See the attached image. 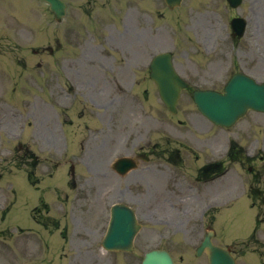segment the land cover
Masks as SVG:
<instances>
[{
    "label": "rangeland",
    "instance_id": "374dc122",
    "mask_svg": "<svg viewBox=\"0 0 264 264\" xmlns=\"http://www.w3.org/2000/svg\"><path fill=\"white\" fill-rule=\"evenodd\" d=\"M7 1L17 7H25L28 2L33 0H3ZM208 2V5L204 4V2ZM248 0L245 2V6L239 10V12L247 13ZM184 11L178 12L175 11H165V15L162 17H158V14L163 10V4L161 0H157V10H156V42L153 49H151L150 53L161 50H173L176 53V62L182 67V69H188L191 65L201 67L202 63H207L208 60L216 59V62L220 59H226L230 55L228 52H220V54L214 56H209L207 58H203L198 53L201 52V44H204L207 48L214 44L215 37L219 34L220 30L218 29L219 24L214 22V28L211 29L207 27L209 22L212 19V16L222 15L225 16V12L223 11V7L221 4H216L209 0H203L202 5H193L191 0H186L184 5ZM260 13L259 17H254L251 15V12L248 10V15H251L255 21L261 22L264 21L262 15H264V1L260 7L255 9ZM132 18V21H131ZM136 19L135 16V8L129 6L124 15H123V24L126 26L127 24L133 23ZM162 19V20H161ZM131 21V22H130ZM124 26H122V29ZM127 28V27H126ZM145 31L148 33V23L145 25ZM132 31V29H131ZM130 37V33L125 32V35L119 36L117 39H114L112 43V53L108 56L107 65L110 66L111 70H107V74L104 75L105 78L101 77L100 83L97 85L95 96L97 97L96 105L91 104V110L88 114L87 126L84 129V132L81 136L83 138V142H87L88 139L91 138L92 132L95 129H114V137L116 138L121 130L126 129V134L124 138L129 139L130 143L132 142L133 135H138V133H142L145 127H149L151 124V119L149 116V105H152L154 100V94L150 91V98L145 97L144 93L149 89L148 81L145 79H141V84L139 86V93L137 99L135 100L133 97V92L130 91V87L128 86L134 79H139L141 75L138 73V69L134 70V67L131 64L141 55L138 54H128L126 51H123L124 48L120 44L118 40L121 38ZM203 49V48H202ZM117 53L115 54V52ZM186 54L187 58L184 59L183 55ZM214 56V57H213ZM198 58V59H197ZM246 62L245 57L242 59V64ZM202 68V67H201ZM118 79L119 81H123L122 85L125 88H128V92L124 90V94L120 93L119 90L114 85V81ZM99 90V92H98ZM98 101V102H97ZM150 102H152L150 104ZM121 104L122 110L118 112V106ZM184 118V116H183ZM18 119L21 120L22 117L18 116ZM109 123V124H108ZM42 124L41 121L35 120V131L39 132V127ZM108 124V125H107ZM131 129V127H135ZM179 128L178 126H176ZM131 130H130V129ZM190 128V127H186ZM185 128V129H186ZM6 130L16 131L18 130L15 120H10V126L5 128ZM33 128L29 129V133ZM184 130V129H183ZM191 129H186L183 132L190 133ZM6 131L2 130V137H5ZM106 141L107 146H114L113 135L109 133L107 136L101 135L99 132H94L93 137L87 142V145L83 146V148L79 149L77 152V156L74 158V162L79 166L77 169H82L83 173L87 170L83 167L81 162L89 161L88 156L98 159L100 153V143L102 141ZM64 145L67 144L66 137L63 138ZM122 148V147H121ZM133 151L132 147H124L118 151H114V153L124 154ZM190 154L187 153V157ZM111 154H105L104 162L107 163ZM97 170V173L100 175V169ZM95 169V168H94ZM68 171V165L66 168V172ZM176 169L172 174V180L176 179L175 176ZM131 175H134L132 173ZM65 176V173L61 170L56 180H60ZM135 176V175H134ZM98 179V178H96ZM112 181H114V185H109L106 193V197L100 199V193H97V198H93V203L85 210L84 217L87 218L89 214L86 212L90 210H100L99 215L95 217L92 221L91 218L89 220V225H91L92 232L89 241L92 246H96L99 241L100 236L104 232L105 225L108 218V210L112 203L118 200H125L131 202L133 206L137 207V210H140V214L149 212L154 208V205H146V200L151 201L152 198L146 193L143 194L144 188L140 189V192L133 188V185L130 187L133 189L134 193L137 194L139 200L137 198L129 196L127 193H121L123 189L118 190V180L120 179L116 174L113 176ZM117 179V180H116ZM84 181L83 179H81ZM78 178V184L81 182ZM97 185L100 187V183L96 180ZM19 185L22 184V179L18 180ZM83 185V184H82ZM124 183L119 184L120 187H124ZM87 186V185H85ZM68 193L70 194L69 199H71L68 204L71 206L72 202L76 204L77 200L84 196V192L86 189H76V192L70 187L68 188ZM84 201H82L83 204ZM141 205H140V204ZM146 205V206H144ZM69 209V208H68ZM61 210V209H60ZM62 210H65L64 208ZM19 209L14 210V216L17 213H20ZM193 217H191V221ZM198 221L190 222V219L185 216L183 211H174L172 212V221L170 225L165 226L160 224L158 227H154L150 223L145 224V229L139 234L136 241V248L132 255H125V264H138V258H142L144 252L151 248H154L155 245L167 247L176 258L177 264H186L187 260L194 258V250L196 248L195 244L202 236L201 229L196 225ZM87 224V225H88ZM188 224V225H187ZM254 221L250 210H242L239 211L234 220H227L225 227H222L219 224V228L222 232V236L225 239L231 240L236 235L238 237H243L251 231L253 227ZM167 235L170 238L169 243L162 242L160 244V235ZM151 242L153 243L152 245ZM149 244V245H148ZM242 246L236 247V249L241 248ZM242 249V248H241ZM85 259V257H84ZM200 264H205L207 262L206 256L201 257ZM240 260H245V257L240 256ZM194 264V263H187ZM195 264H198L197 262Z\"/></svg>",
    "mask_w": 264,
    "mask_h": 264
},
{
    "label": "water",
    "instance_id": "95a60500",
    "mask_svg": "<svg viewBox=\"0 0 264 264\" xmlns=\"http://www.w3.org/2000/svg\"><path fill=\"white\" fill-rule=\"evenodd\" d=\"M168 4L170 6H174L176 4H178L181 0H167ZM155 68V69H154ZM153 69L155 70L156 73V78L160 81L162 80V78H170V77H174V74L171 72L172 71V67H171V63H170V58L169 55H159L157 56L154 61H153ZM176 81H178V78H176ZM161 83V82H160ZM162 91L165 93V95L167 96V98L172 101L173 99H176L178 96V91H179V84L178 85H174V86H166L165 84L162 85ZM162 92V93H163ZM204 96H199V94H197L196 98L198 103L200 104V107L205 109V107L203 106V98ZM207 98V97H204ZM203 98V99H204ZM173 103V102H172ZM226 104H228L231 107V115L230 116H226V115H222L220 114V120L221 122H225L228 123L230 122L232 119H234L235 117L238 116L239 112H241L243 106L246 108V106L251 105V106H256L257 103H255V100L251 99L248 102H238L237 104H235L231 97L226 96V102H224ZM260 105L264 106V101L263 103H261ZM118 207H123L120 205H115L113 207V215L116 217V215H119L120 213H117L115 210ZM129 210V209H128ZM127 222L123 225V234L120 235L119 238H114V243L112 245H110V247L112 246V248H126L129 249L131 248L132 245V239L133 236L129 238L130 235V230L129 227L126 225ZM115 237V236H114ZM116 237H117V233H116ZM116 240V242H115ZM113 241V240H112ZM212 254H211V260H212V264H215L217 262V260L220 258L222 262H226L227 264H234L233 260L228 259L229 257L227 256V254L225 252L222 251H218V249H212ZM166 259L168 264H173V261L171 260V258L169 257L168 254L166 253H160L159 251H152V253H148L146 255L145 258V262L147 261V264H162L163 260Z\"/></svg>",
    "mask_w": 264,
    "mask_h": 264
},
{
    "label": "flooded vegetation",
    "instance_id": "af4514ba",
    "mask_svg": "<svg viewBox=\"0 0 264 264\" xmlns=\"http://www.w3.org/2000/svg\"><path fill=\"white\" fill-rule=\"evenodd\" d=\"M236 130H232L230 136V153H229V161L230 166L234 170V173H238L240 178L241 171L246 168L250 174V179L244 181L247 189L249 191V195L252 198V206L257 210H264V188H263V180L262 175L264 173V165H263V157H257L256 154H253L250 157L244 156V152L248 149L243 147L237 142L236 139ZM218 169H221L222 164L216 165ZM237 184L234 185V192L237 190Z\"/></svg>",
    "mask_w": 264,
    "mask_h": 264
}]
</instances>
